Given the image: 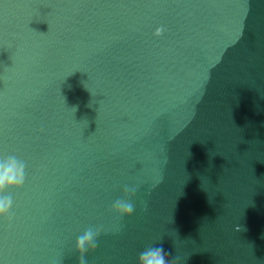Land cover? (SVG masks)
Wrapping results in <instances>:
<instances>
[{
    "label": "clouds",
    "instance_id": "obj_1",
    "mask_svg": "<svg viewBox=\"0 0 264 264\" xmlns=\"http://www.w3.org/2000/svg\"><path fill=\"white\" fill-rule=\"evenodd\" d=\"M164 29L157 28L156 36L162 35ZM26 181V163L15 155H8L0 158V194L10 189H19L24 186ZM138 188L136 186H124L123 198L115 200L112 210L121 218L130 217L135 211V206L131 201ZM13 199L10 195H0V217L11 219ZM239 230V226H237ZM99 227L87 228L77 237L76 251L79 253V264H87L85 256L88 252L97 248V238L100 235ZM137 264H177L175 259L169 260L168 253L163 247L153 246L140 252Z\"/></svg>",
    "mask_w": 264,
    "mask_h": 264
}]
</instances>
